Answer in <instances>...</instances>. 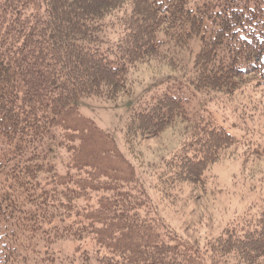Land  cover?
<instances>
[{"label": "trees", "instance_id": "16d2710c", "mask_svg": "<svg viewBox=\"0 0 264 264\" xmlns=\"http://www.w3.org/2000/svg\"><path fill=\"white\" fill-rule=\"evenodd\" d=\"M186 49L197 52L189 65L171 53ZM151 60L183 68L202 100L264 83V0H0V264H264V206L201 248L140 216L131 177L114 178L107 201L116 203L88 212L89 230L66 224L87 194L70 174L81 176L79 164L93 170L91 154L77 157L87 143L80 129L103 140L98 152H115L107 134L80 120L78 101L130 95L132 73ZM171 85L130 109L125 139L134 148L184 123L188 135L158 176L203 185L238 140ZM60 147L72 161L64 175L54 162ZM58 238L77 250L53 252ZM87 238L93 244L82 248Z\"/></svg>", "mask_w": 264, "mask_h": 264}, {"label": "rangeland", "instance_id": "374dc122", "mask_svg": "<svg viewBox=\"0 0 264 264\" xmlns=\"http://www.w3.org/2000/svg\"><path fill=\"white\" fill-rule=\"evenodd\" d=\"M171 53L189 65L197 52L186 49ZM166 62L151 60L141 65L131 75V94L117 101L99 97H85L78 101L80 120L93 122L107 134L115 152L96 150V147H102L103 140L95 131L86 134L80 129L76 135L79 140L87 141L86 144L79 141L83 151L77 157L82 153V156L91 154L94 161L93 170L79 164L83 170L81 176L74 172L70 174V178L81 179L83 185H87V194L75 201L77 210L67 218L66 224L72 228L86 227L89 230V223L85 220L88 212L100 205L116 203L115 200L107 201L118 183L114 178L131 177L132 183L129 182L127 190L144 202L145 205L138 209L142 218L148 216L164 222L170 228L162 233H170L171 229L182 240L198 241L201 248L225 225L241 223L264 206V83L252 81L231 97H221L215 92L211 93L215 95L213 99L202 100L188 86L186 71L179 66L172 68ZM169 85L173 93L189 99V107L222 124L238 140L210 166L203 185L187 181L170 184L161 181V174L158 176L163 160L180 148L188 135L184 123L177 122L161 136L139 140L134 148L125 139L130 109ZM57 130L66 140L74 138L70 133H66L68 138L65 137L66 130L60 127ZM53 154L56 155L57 171L64 175L67 167L72 166L70 155L61 147ZM73 221L83 225H72ZM58 224L63 228L62 222ZM81 243L82 248L93 244L90 238ZM49 248L60 256L69 255L77 250L78 244L58 238L50 243Z\"/></svg>", "mask_w": 264, "mask_h": 264}]
</instances>
